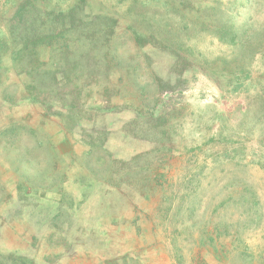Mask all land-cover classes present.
I'll return each instance as SVG.
<instances>
[{"label": "rangeland", "instance_id": "obj_1", "mask_svg": "<svg viewBox=\"0 0 264 264\" xmlns=\"http://www.w3.org/2000/svg\"><path fill=\"white\" fill-rule=\"evenodd\" d=\"M11 1L0 0V10ZM74 1L52 3L64 11ZM184 4L187 15L218 5L236 25L264 19V0ZM84 7L80 17L108 20L65 34L85 42L62 56L66 71L81 67L75 82L63 88L57 74L50 97L34 103L24 59L0 76V254L35 264H264V110L253 99L264 87V46L245 56L249 79L235 83L222 69L235 49L188 30L186 57L202 64L176 72L163 51L139 49L124 32L129 1ZM62 11L44 24L67 18ZM149 14L153 22L164 10Z\"/></svg>", "mask_w": 264, "mask_h": 264}, {"label": "trees", "instance_id": "obj_2", "mask_svg": "<svg viewBox=\"0 0 264 264\" xmlns=\"http://www.w3.org/2000/svg\"><path fill=\"white\" fill-rule=\"evenodd\" d=\"M124 1H129V11H127V14L132 18L127 23L124 32H128L132 36L139 49H142L146 43H149L154 51H163L171 59V68L173 70L185 72L188 67H201L202 64L198 60V65H190L191 62L186 57L189 51L185 45L186 32L188 30L196 31L199 34L209 32L220 42L235 49L234 58L222 63V69L224 71L228 70L226 74L229 75L230 79H233L235 83L243 80L240 78L242 76L249 79L248 74L243 69V62L245 56L249 55V52V56H251L256 49L264 46V19L257 27L248 25L246 22L236 25L218 5L197 6L196 9L191 10L194 12L187 15L178 9L180 6L190 9V7H187V4H184L186 0ZM52 2L53 0H12L11 9L0 10V14L4 13L6 25L0 29V76L4 72L9 73L12 69L19 67L23 63L22 59H24L26 61L24 72L26 73L25 75L30 77L26 100L34 103H40L42 100L50 97V92L47 94L46 88H49L47 83H55L57 74L60 75L63 88L67 83L70 84L71 80L73 83L77 77L81 76L79 73L82 72V69L77 63H75L77 66L66 71L62 66V56L64 53H69L68 51L83 52L85 50V42L82 40L83 38H70L67 41V38L64 37L65 34H68V38L73 36L78 37L77 35L81 36L83 34L82 31H86L87 25L91 24L95 27L96 23L105 22L106 24V20H108L106 17H102L96 13L90 14L88 18L85 16L80 17V14L84 13L85 10V0H77L67 6L64 11L61 9L64 17H67L65 18L68 20L67 23L64 22L65 19H62L58 24L56 22L44 24L46 19L54 17L53 15L61 12L57 11L56 6ZM150 8H156V10L163 9L164 14H159L157 19L153 15L154 21L151 22L152 15L149 14ZM9 12H11L12 17L9 18L8 22L7 13ZM167 15L178 17L183 22L182 25L175 26V24L169 23L171 19H168ZM105 29L106 26L101 31ZM105 31H108V29ZM117 35L116 33L113 36L109 35V42L116 43L119 39ZM104 38L107 39L106 36ZM39 47L45 53H50V56L41 58L40 51L38 52L37 50ZM57 56H59V59ZM235 64H237V67H232ZM119 65L121 66L122 64L119 62ZM87 67L91 68L89 65ZM58 70H62V72ZM128 71L133 73L132 68ZM180 76L181 73L179 74ZM179 77L175 78L176 83L180 80ZM150 80L156 88H163L162 82L157 81L153 71H150ZM250 83H253L254 86L258 85H256L253 79ZM164 84H171V79L167 80ZM146 86H140V88L138 86L140 95L144 94ZM48 90L52 92V89ZM53 99L54 97L51 98V101ZM253 99L259 111H263L264 87H260L254 93ZM54 104L56 103H51V105ZM62 107L66 111L68 110L66 105ZM163 114L164 118L165 115L168 116V113L162 110L158 116ZM158 119L160 118L157 117L156 120ZM0 264H35V262L32 259L27 260L23 256L0 254Z\"/></svg>", "mask_w": 264, "mask_h": 264}]
</instances>
